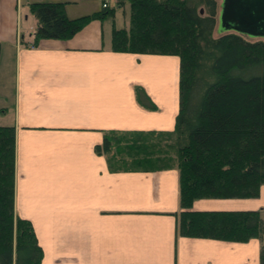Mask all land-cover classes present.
<instances>
[{"label": "crops", "instance_id": "crops-1", "mask_svg": "<svg viewBox=\"0 0 264 264\" xmlns=\"http://www.w3.org/2000/svg\"><path fill=\"white\" fill-rule=\"evenodd\" d=\"M33 1L66 2L70 18L102 6L101 0H0V48L14 47L16 77L0 125L16 127V210L33 223L44 251L40 264H261L264 235L240 242L178 234L173 132L180 59L112 50V27L107 35L100 18L70 38L33 45L37 26L25 23ZM161 58L175 60V78L159 74ZM138 85L158 109L138 102ZM110 131L169 140L153 166L125 167L136 158L95 151ZM192 209H257L264 225V184L259 196L200 198Z\"/></svg>", "mask_w": 264, "mask_h": 264}, {"label": "trees", "instance_id": "trees-1", "mask_svg": "<svg viewBox=\"0 0 264 264\" xmlns=\"http://www.w3.org/2000/svg\"><path fill=\"white\" fill-rule=\"evenodd\" d=\"M130 25L112 26L111 49L178 55L179 98L175 158L179 170L178 234L228 241L263 237L260 210H196L200 198H247L264 184V38L217 30L219 0H128ZM117 0L90 14L70 18L66 2L33 1L41 38H70L86 23L114 14ZM203 10V11H201ZM216 33V34H215ZM138 102L156 103L142 86ZM105 133L95 146L110 151ZM16 128L0 125V264H40L42 246L30 219L16 213ZM264 264V244L260 251Z\"/></svg>", "mask_w": 264, "mask_h": 264}, {"label": "rangeland", "instance_id": "rangeland-1", "mask_svg": "<svg viewBox=\"0 0 264 264\" xmlns=\"http://www.w3.org/2000/svg\"><path fill=\"white\" fill-rule=\"evenodd\" d=\"M219 1L221 2V0ZM219 10H220V6H219ZM104 20H105L104 23L105 29L106 27L108 28V30L106 29L108 32L107 35L109 34V29L114 25H116L117 28H128L130 25V2L126 0V3L123 6H119V7L116 6L115 13L108 14L107 17L104 18ZM25 23L27 24V28L30 30V28L34 29L37 26L38 21L36 17H33L32 15L29 17L28 21H25ZM22 27L24 31L28 32V29L25 28L26 26L24 25V23ZM14 51H15L14 47H10L9 45H3L0 48V112L1 113L4 110L3 109L4 107H2V105L5 104L7 105L12 100V94L15 91L16 77H15ZM144 54H157V53H144ZM162 55L168 57L174 56V58L176 56L178 57V55H172V54H162ZM161 59L156 64V67H158L159 74L160 75L163 74L169 77L173 76L175 78L177 75L176 74L177 66L175 60L173 61L172 58H171L172 61L171 59H167V58L165 60L164 59L161 60ZM158 64H163V66H160ZM154 74L149 73V75L156 76ZM179 75H180V69H179ZM177 92L179 94V90ZM179 102H180V98H179ZM108 134L114 137L113 146L110 151L103 153L108 154V156L111 155L114 156L118 154L119 156H124V157L129 156L136 158L137 162L125 160L124 163L125 167L153 166V164L156 163L158 159L161 158L162 156L157 154L159 151H161L163 143H167L169 140L168 137L155 132L130 133V132L110 131L108 132ZM16 149H17V135H16ZM15 159H16L15 164L17 165V156ZM114 162H116V160ZM159 164L162 165L161 163ZM15 186H16V169H15ZM15 207H16V203H15ZM16 213L20 215V213H18L17 210ZM263 243H264V238H263Z\"/></svg>", "mask_w": 264, "mask_h": 264}, {"label": "water", "instance_id": "water-1", "mask_svg": "<svg viewBox=\"0 0 264 264\" xmlns=\"http://www.w3.org/2000/svg\"><path fill=\"white\" fill-rule=\"evenodd\" d=\"M217 30L264 38V0H221Z\"/></svg>", "mask_w": 264, "mask_h": 264}, {"label": "built area", "instance_id": "built-area-1", "mask_svg": "<svg viewBox=\"0 0 264 264\" xmlns=\"http://www.w3.org/2000/svg\"><path fill=\"white\" fill-rule=\"evenodd\" d=\"M114 1H116V0H114ZM110 2H111V0H102V6L103 7H108L110 5L109 4Z\"/></svg>", "mask_w": 264, "mask_h": 264}, {"label": "bare ground", "instance_id": "bare-ground-1", "mask_svg": "<svg viewBox=\"0 0 264 264\" xmlns=\"http://www.w3.org/2000/svg\"><path fill=\"white\" fill-rule=\"evenodd\" d=\"M110 4V3H109Z\"/></svg>", "mask_w": 264, "mask_h": 264}]
</instances>
